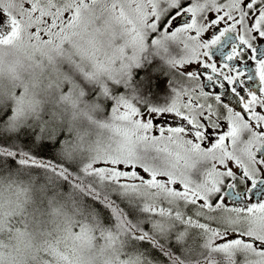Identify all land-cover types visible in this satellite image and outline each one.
<instances>
[{"label":"rangeland","instance_id":"obj_1","mask_svg":"<svg viewBox=\"0 0 264 264\" xmlns=\"http://www.w3.org/2000/svg\"><path fill=\"white\" fill-rule=\"evenodd\" d=\"M6 2L0 0V4ZM65 2L52 0L51 3L58 9L65 7ZM9 3L13 5L15 1ZM170 6H174L170 0L169 3L165 0L78 2L71 7L74 23L67 24V29L50 42L38 41L37 37L24 41H17L14 36L4 39L0 43V118L18 132L35 121L41 122L42 131L47 129V120L57 124V128L66 127L63 131L68 136L63 146L73 159L71 164L80 163L84 174L86 164L102 160L146 167L159 174L160 181L143 184L133 179V173H127V183L138 185L128 188L119 187L115 179L109 181L114 175H125L116 173L115 169L92 176L96 184L104 185L106 192L130 208L140 204L143 211L146 206L155 209L152 223L161 237L168 238L181 228L180 242L190 241L189 233L192 239L201 236L204 255L219 252L226 258L218 262H168L137 237L127 236L133 228L121 214L106 219L105 213H86L81 218L66 206L54 203V198H50L54 196H36L34 185L25 176L41 171L35 166H25L23 175L18 173L13 182L0 185V264H264V250L259 247V242L264 241V209L247 213L223 208L215 213L201 211L187 198L172 195V185L164 183L163 177L167 175L203 191L214 157L219 155L188 143L189 138L181 133L159 135L150 128L146 130L140 119L141 112L149 107L161 110L183 107L186 103L183 97L191 90L194 79L177 83L182 88L176 90L172 99L164 92L162 100L171 101L161 107L156 103L162 100L155 103L118 96L110 104V119H101L103 89L99 86L103 82L98 79L102 75L127 76L141 70L151 59L158 61L166 72L173 69L180 74L178 62L192 55L197 41L189 39L186 32L154 33L149 26L154 13L163 15ZM194 6L198 16L201 11L207 16L215 9L213 0H194ZM169 41L176 44L180 53ZM165 42L170 44L171 52L160 49L144 55L149 43L163 46ZM92 94L97 101L89 98ZM250 136L249 139L255 140L252 131ZM236 142L233 147L239 151ZM248 163L251 164V158ZM53 191L52 188L49 194ZM76 198L69 197L73 201ZM34 200H47L50 220L44 226L46 230L39 226L40 216L30 214L32 210H43L35 207ZM180 206L189 212L192 211L187 207H191L198 216H189ZM200 223L206 227H199ZM75 224L79 227L69 228ZM225 231L239 232L251 239L216 243Z\"/></svg>","mask_w":264,"mask_h":264},{"label":"snow or ice","instance_id":"obj_2","mask_svg":"<svg viewBox=\"0 0 264 264\" xmlns=\"http://www.w3.org/2000/svg\"><path fill=\"white\" fill-rule=\"evenodd\" d=\"M26 2L34 16L39 14L44 17V22L35 28L37 39H47L53 30L57 34L63 31L59 10L45 14L30 0ZM165 2L169 3V0ZM170 2L174 6L166 8L163 15L154 13L149 26L154 33L186 32L189 39L197 41L192 55L179 61L178 67L186 79H194L199 83L183 97L186 102L183 107L166 110L149 107L141 112L140 119L146 130L150 128L159 135L181 133L189 138L188 143L219 155L214 157V165L208 173L203 191L192 189L183 181L167 175L163 177L164 183L172 185V195L187 198L201 211L215 213L222 208L229 211L264 209V0H213L215 9L209 11L207 16L203 11L197 15L194 0ZM65 19L74 18L65 14ZM6 22L11 25V31L7 37L0 36V42L11 39L17 28L16 18L0 15V26ZM242 126L250 129L255 137V140L247 141L251 164L237 156L233 147ZM26 139L35 144L32 137ZM55 146L40 140L35 148L39 155L29 152L21 160L17 154H12L9 163L51 169L66 181L75 183L66 168L58 166L44 155L45 148ZM111 169L125 174L109 177V181L115 179L121 188L138 187L127 183V173H133V179L143 184L161 179L159 174L150 172L146 167L114 160L90 162L84 166L88 175ZM88 191L89 199L94 200L96 207L105 213L106 219L109 216L114 218L117 214H122L121 218L131 216V213L118 206L117 201L101 196L91 187ZM144 210L156 214L155 209L147 206ZM189 220L196 224V220L191 217ZM198 226L206 227L204 223ZM147 236V233L137 234L142 244L146 242ZM250 239L239 232L225 231L216 243ZM259 247L264 250V241L259 242Z\"/></svg>","mask_w":264,"mask_h":264},{"label":"trees","instance_id":"obj_3","mask_svg":"<svg viewBox=\"0 0 264 264\" xmlns=\"http://www.w3.org/2000/svg\"><path fill=\"white\" fill-rule=\"evenodd\" d=\"M154 49V45L148 44L146 48V52L149 53ZM145 56H147L144 53ZM162 62L166 64L165 60L162 59ZM166 68V67H165ZM162 71L163 74L160 76L157 74ZM93 80V79H92ZM101 81V77L98 79ZM159 81V82H158ZM169 81V82H168ZM182 81H187V79L176 72L175 70L165 71L164 67L160 65L158 61H154L151 59L150 63H145L144 67L141 70L132 71V73L121 74L120 77L116 78L107 86H99V89L102 90V104L103 111L101 112L102 116H108L110 113L109 103L112 102V99L120 94H124L130 99H134L136 101H148V102H159L162 100V95L164 92L166 94L176 88V84ZM123 86H119L122 85ZM109 94V96H107ZM89 98L93 101H97L96 96L94 94L90 95ZM112 98V99H111ZM156 103L157 105L162 106L166 101ZM5 120L0 118V185H4L6 183L13 182L14 175H23L25 172V166L23 163H9L10 158H13L12 154H17L18 158L23 160L29 152L33 154L39 155V153L35 152L36 144H39L40 140L48 141L49 144H55V147L45 148L44 155L52 160L58 166H62L68 170L70 175L74 178L75 183L73 181H66L62 175L56 174L51 169L39 168L42 172L37 173H28L25 176V179L29 183L34 185L36 196H54L50 198H54L52 201L56 202L59 205H64L67 209L74 211L79 214L81 218L84 217L86 213L92 214H104V212L97 208L93 199H89V191L88 189L91 187L94 191H98L101 196H104L110 200L117 201L118 206L125 209L126 212L131 213L130 217H124L123 219L126 223L133 228L132 233L127 236L130 238H136L137 234L147 233L146 244L151 248L156 250L160 256V258L167 260L168 262H201L204 260H208L211 262L222 261L225 255L217 252H211L210 254L204 255L203 250L204 242L201 241V236H195L192 239V235L189 233L187 237L190 238L188 242H180L179 240H183V235H180L181 228H177L174 230L172 234L168 238L161 237L158 232L154 230L152 221L155 220L156 215L143 211L140 208V204L138 207L130 208L126 203L118 201L115 197L110 193L106 192V189L101 184H96V178L92 175L84 174L81 169V165L76 164L72 165V157L66 153L65 148L63 146V141L68 136L67 133L63 131V129H67L66 127L57 128V124L52 125L51 120L46 121V130L42 131L41 122L35 121L31 122L29 126H27L24 131L18 132L16 127H8L4 124ZM59 132V133H58ZM26 137H32L35 140V144L32 140L26 139ZM57 139H59V143H57ZM22 167V168H21ZM88 183V184H87ZM54 189L53 192H50L51 189ZM107 194L109 196H107ZM75 195L76 198L74 201L69 199L70 196ZM115 195V193H114ZM47 200H43L42 202H37L35 207L40 206L41 209L39 212H35L34 210L30 211L32 216H36L37 214L40 216V227H44L45 224L50 220L48 216V209L45 204ZM179 209L191 215H197L196 212L191 207H187L189 212L186 210L184 206H180ZM122 215V214H121ZM90 221V218H87ZM79 227L78 225H74L69 227L74 229ZM133 239L131 242L133 243Z\"/></svg>","mask_w":264,"mask_h":264},{"label":"flooded vegetation","instance_id":"obj_4","mask_svg":"<svg viewBox=\"0 0 264 264\" xmlns=\"http://www.w3.org/2000/svg\"><path fill=\"white\" fill-rule=\"evenodd\" d=\"M15 3L11 5L9 3V0H7L6 3L0 4V15H7L9 17H14L17 19V28L15 31V34L13 35L16 40L24 41L31 39L32 37H36V35H30L29 33L35 32V28L40 26L41 22H44V17H41L39 14L33 15L31 8H29L28 4L26 5L25 0H14ZM33 4H36L37 9H43L45 11V14L49 12H53V10H59V19L60 16L64 13L67 14L66 7L55 9L54 5L49 3V0H43V2H38V0H32ZM36 17L37 19H33ZM11 31V25L9 23H5L4 25L0 26V36L6 37L8 32ZM55 30H53V33ZM21 33H24L23 35ZM54 36V34H52ZM38 40H50V38L44 39H38ZM198 81L195 80L194 85L191 89L195 88L198 85ZM191 90L187 91V94L190 93ZM170 98L172 99L173 93L170 92L169 94ZM171 99L168 101V103L171 101ZM246 125V122H245ZM242 129V131H240ZM239 129L238 135H237V142L236 145L239 148V151L235 150V154L242 159H244L247 163L250 160V156L247 153V141L251 137L250 136V129H248L246 126H242ZM240 145V147H239ZM227 211V210H226ZM244 213H247L248 211H242Z\"/></svg>","mask_w":264,"mask_h":264},{"label":"bare ground","instance_id":"obj_5","mask_svg":"<svg viewBox=\"0 0 264 264\" xmlns=\"http://www.w3.org/2000/svg\"><path fill=\"white\" fill-rule=\"evenodd\" d=\"M48 38H50L51 40H53V39H54L53 35L49 36Z\"/></svg>","mask_w":264,"mask_h":264}]
</instances>
